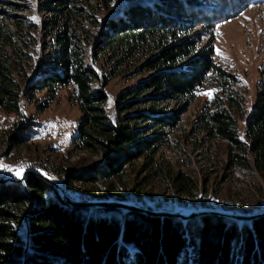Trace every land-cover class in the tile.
<instances>
[{
    "label": "trees",
    "instance_id": "obj_1",
    "mask_svg": "<svg viewBox=\"0 0 264 264\" xmlns=\"http://www.w3.org/2000/svg\"><path fill=\"white\" fill-rule=\"evenodd\" d=\"M48 1L56 14L44 22L49 39L36 59L27 44L23 49L0 32V115L13 117L0 129L3 158L19 164L18 148L42 128L24 116L21 103L43 111L66 88L79 114L70 146L99 159L71 168L31 163L57 174L71 197L145 201L136 183L156 179L176 205L206 206L195 176L157 158L196 91L211 87L185 135L193 134L199 147H222L224 168L247 175L264 198V77L246 111L237 79L215 60L212 46L213 26L249 0H124L120 8L117 0H94L109 15L96 21L90 38L71 25L67 5L78 0ZM142 73L112 99L104 91L119 75ZM23 257L24 264H264V214L249 221L211 214L181 220L75 207L29 174L24 185L0 183V264H22Z\"/></svg>",
    "mask_w": 264,
    "mask_h": 264
},
{
    "label": "rangeland",
    "instance_id": "obj_2",
    "mask_svg": "<svg viewBox=\"0 0 264 264\" xmlns=\"http://www.w3.org/2000/svg\"><path fill=\"white\" fill-rule=\"evenodd\" d=\"M123 3L124 0H117V8H120ZM69 4L74 5L73 7L67 5V8L70 9L68 14L72 17L71 25L81 29L83 31L81 33L88 38L96 32L94 28L96 21L99 23L102 16L109 15V11L100 10V6L94 4V0H78V2ZM53 9V2L48 0H0V32L11 35L23 49L27 44L29 53L33 59H36L40 54L41 45L49 39L47 30L50 26L46 28L47 24L45 26L44 22L48 21L50 15L56 14ZM117 11L111 12V15ZM11 32L14 33V36ZM212 35L215 60L237 79L234 86L244 95L246 111L250 110L254 102L256 85L264 77V0H249L246 7L236 16L213 26ZM143 76L144 73L131 78L126 74L119 75L109 81L104 91L112 99L116 93ZM212 91L211 87H203L196 91L194 101L180 116L179 125L168 130V144L159 149L157 158L162 162V165L172 169L184 167L195 176L200 187L199 193L204 198L206 206H178L176 202H173L164 181L151 179L142 182L140 178L135 188L145 201H120L132 202L150 209H208L246 214L264 210V198L251 184L247 175L242 174L234 167L224 168L225 159L222 147L216 145L208 148L199 147L194 143L193 134L185 135L190 120L197 113L202 102L209 99ZM66 92V88L60 89L53 102L43 111H37L34 103H21V110L25 117L39 121L42 123L43 129L50 128V126L56 127L58 134L54 131L55 137L52 134L44 135L41 128L37 139L35 137L29 144L18 148L19 154L16 153L15 158L19 164H13L1 156L2 147L0 144V165L4 166L0 168V176H7L3 174L9 168L12 169V171H8L11 174H16V170L24 167L40 169L31 162L43 159L51 169L79 167L99 159L96 154L85 150H72L70 146V139L79 114L77 108L66 100ZM41 94L40 92L36 95V102L42 100ZM166 105L171 106L172 102H167ZM12 119V116L6 115L2 119L3 121H0V129L8 127ZM238 123L241 127L242 120H239ZM63 128L66 131L65 135ZM55 145L58 150L53 148ZM50 147L53 149L49 150ZM40 170L42 171V169ZM49 175L61 182L57 174L51 170ZM141 176L143 173L139 174V177ZM238 205L243 207L244 211L236 209L235 207ZM119 232L118 225L116 234L118 235Z\"/></svg>",
    "mask_w": 264,
    "mask_h": 264
},
{
    "label": "water",
    "instance_id": "obj_3",
    "mask_svg": "<svg viewBox=\"0 0 264 264\" xmlns=\"http://www.w3.org/2000/svg\"><path fill=\"white\" fill-rule=\"evenodd\" d=\"M34 175L50 186H52L55 190H57L58 194L62 201L66 204L75 206V207H82V208H112V209H120L126 211H133L137 213H141L147 216L152 217H172V218H179L181 220H188L191 218H196L201 215L211 214L217 216H223L227 218H231L234 220H245L249 221L252 220L260 215L264 214V210L258 211L255 213H237V212H228L222 210H208V209H196V210H187L185 208H178L174 210H166V209H150L139 204H135L132 202L120 201V200H113V199H77L73 198L69 195L66 191L65 186L62 182H59L55 178L51 177L44 171L36 167H24L22 168V173L20 176L15 177H0L1 182H15L21 185H24V181L27 175ZM25 258L23 257L22 264H24Z\"/></svg>",
    "mask_w": 264,
    "mask_h": 264
},
{
    "label": "bare ground",
    "instance_id": "obj_4",
    "mask_svg": "<svg viewBox=\"0 0 264 264\" xmlns=\"http://www.w3.org/2000/svg\"><path fill=\"white\" fill-rule=\"evenodd\" d=\"M2 119H4V118H3V116L0 115V121H1ZM2 121H3V120H2ZM0 123H1V122H0ZM52 127H53V126H52ZM52 127L50 126V128L47 127L46 129H43V128H42V129H43V130H42V133H43L44 135L46 134L47 136H48V135H51V134L53 135V133H54V130H53V129H55L56 127H55V128H54V127L52 128ZM64 129H65V128H63V130H64ZM66 129H67V128H66ZM60 130H61V128H60ZM61 131H62V130H61ZM57 132H58V131H57V128H56L55 133H57ZM65 132H66V131L64 130V135H65ZM39 134H40V132H39ZM57 134H58V133H57ZM59 134H60V133H59ZM42 136H43V135H42ZM53 136L55 137V135H53ZM59 137H61V136H59ZM44 138L46 139V138H48V137H44ZM57 138H58V137H57ZM61 138H62V137H61ZM63 138H64V136H63ZM47 140H48V139H47ZM53 140H55V139H53ZM9 173H10V172H9ZM10 174H11V173H10ZM0 177H10V176L7 175V176H0Z\"/></svg>",
    "mask_w": 264,
    "mask_h": 264
},
{
    "label": "snow or ice",
    "instance_id": "obj_5",
    "mask_svg": "<svg viewBox=\"0 0 264 264\" xmlns=\"http://www.w3.org/2000/svg\"><path fill=\"white\" fill-rule=\"evenodd\" d=\"M34 19V18H33ZM2 167H4L3 165H0V168H2ZM8 171H12V169H7ZM21 173H22V169H18V170H16V175L17 176H20L21 175Z\"/></svg>",
    "mask_w": 264,
    "mask_h": 264
},
{
    "label": "built area",
    "instance_id": "obj_6",
    "mask_svg": "<svg viewBox=\"0 0 264 264\" xmlns=\"http://www.w3.org/2000/svg\"><path fill=\"white\" fill-rule=\"evenodd\" d=\"M54 131H56V129H53ZM37 134H38V136H39V131H37ZM3 175H8V176H10V177H15V176H17L16 174H10L8 171H6Z\"/></svg>",
    "mask_w": 264,
    "mask_h": 264
},
{
    "label": "crops",
    "instance_id": "obj_7",
    "mask_svg": "<svg viewBox=\"0 0 264 264\" xmlns=\"http://www.w3.org/2000/svg\"><path fill=\"white\" fill-rule=\"evenodd\" d=\"M42 124V123H41ZM43 125H46V124H43Z\"/></svg>",
    "mask_w": 264,
    "mask_h": 264
}]
</instances>
